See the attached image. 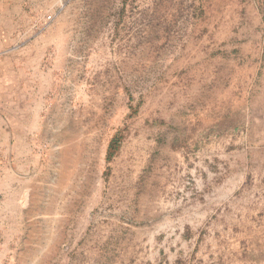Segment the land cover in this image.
<instances>
[{
  "label": "crops",
  "instance_id": "obj_1",
  "mask_svg": "<svg viewBox=\"0 0 264 264\" xmlns=\"http://www.w3.org/2000/svg\"><path fill=\"white\" fill-rule=\"evenodd\" d=\"M55 5L0 0V264L29 247L28 219L11 214L26 200L35 169L52 34L61 31ZM257 46L251 35L240 45L249 56L226 58L209 32L202 43L156 46L152 75L167 82L165 105L157 106L185 111L186 134L142 136L138 184L131 185L137 215L108 227L94 249L108 259L98 255L91 264H264V128L240 131L264 122V106L247 104L261 65Z\"/></svg>",
  "mask_w": 264,
  "mask_h": 264
},
{
  "label": "rangeland",
  "instance_id": "obj_2",
  "mask_svg": "<svg viewBox=\"0 0 264 264\" xmlns=\"http://www.w3.org/2000/svg\"><path fill=\"white\" fill-rule=\"evenodd\" d=\"M58 8L35 169L11 214L28 219L29 247L6 264H91L98 255L106 263V251L95 256L96 241L101 248L108 227L137 215L131 185L142 136L186 134L185 111L157 106L167 82L152 75L156 46L202 43L209 32L226 58L237 59L249 56L240 45L256 35L261 65L247 104L264 106V0H59ZM262 128L243 123L240 131Z\"/></svg>",
  "mask_w": 264,
  "mask_h": 264
},
{
  "label": "trees",
  "instance_id": "obj_3",
  "mask_svg": "<svg viewBox=\"0 0 264 264\" xmlns=\"http://www.w3.org/2000/svg\"><path fill=\"white\" fill-rule=\"evenodd\" d=\"M110 147H111V143H110ZM109 147V148H110ZM110 149H108V152H107V155H106V159H107V161H109L110 160V158H111V152L109 151Z\"/></svg>",
  "mask_w": 264,
  "mask_h": 264
}]
</instances>
